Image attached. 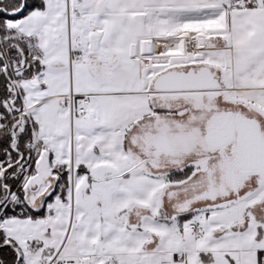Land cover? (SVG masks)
I'll use <instances>...</instances> for the list:
<instances>
[{
	"label": "snow or ice",
	"instance_id": "snow-or-ice-1",
	"mask_svg": "<svg viewBox=\"0 0 264 264\" xmlns=\"http://www.w3.org/2000/svg\"><path fill=\"white\" fill-rule=\"evenodd\" d=\"M0 264H264V0H0Z\"/></svg>",
	"mask_w": 264,
	"mask_h": 264
}]
</instances>
